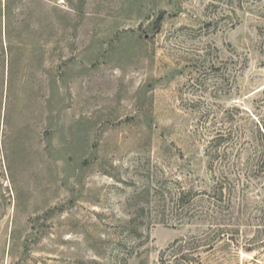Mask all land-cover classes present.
Instances as JSON below:
<instances>
[{"label":"rangeland","instance_id":"1","mask_svg":"<svg viewBox=\"0 0 264 264\" xmlns=\"http://www.w3.org/2000/svg\"><path fill=\"white\" fill-rule=\"evenodd\" d=\"M178 263L264 264V0H0V264Z\"/></svg>","mask_w":264,"mask_h":264},{"label":"trees","instance_id":"2","mask_svg":"<svg viewBox=\"0 0 264 264\" xmlns=\"http://www.w3.org/2000/svg\"><path fill=\"white\" fill-rule=\"evenodd\" d=\"M207 241L204 240V238L196 239V238H189L185 240H177L175 241L167 250L172 251V253H188V254H200V250L203 247L208 246ZM164 256V253L162 254V258ZM183 256V255H182ZM179 264V263H178Z\"/></svg>","mask_w":264,"mask_h":264}]
</instances>
